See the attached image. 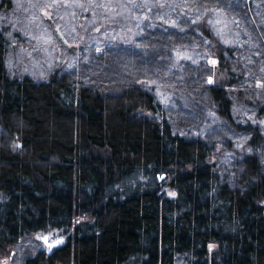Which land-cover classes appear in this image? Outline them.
Instances as JSON below:
<instances>
[{
	"label": "trees",
	"instance_id": "1",
	"mask_svg": "<svg viewBox=\"0 0 264 264\" xmlns=\"http://www.w3.org/2000/svg\"><path fill=\"white\" fill-rule=\"evenodd\" d=\"M152 1H181L194 11L175 28L140 26L133 43H107L106 51L128 57L151 81L167 65L192 71V84H205L215 127H227L251 151L220 169L211 137L179 133L148 85L121 80L107 88L106 67L82 79L81 67L58 65L42 78L11 73L8 23L0 29V256L15 264H264V168L256 151L264 149V0ZM212 2L235 17L246 58L215 39ZM10 8L0 0L1 11ZM142 40L161 46L141 48ZM184 40L210 50L224 84L204 82V63H171ZM196 106L190 113L204 117ZM224 140L231 153L233 138ZM56 232L59 243L39 246L43 234Z\"/></svg>",
	"mask_w": 264,
	"mask_h": 264
},
{
	"label": "rangeland",
	"instance_id": "2",
	"mask_svg": "<svg viewBox=\"0 0 264 264\" xmlns=\"http://www.w3.org/2000/svg\"><path fill=\"white\" fill-rule=\"evenodd\" d=\"M9 1L11 3L10 10L7 13L0 10V29L7 26L8 23L10 24V30H7V33L10 34L9 38L12 36L9 39L5 61L11 73L42 78L58 65L62 71H75V73L81 67V70L76 74V77L81 78L82 73L92 76L93 69L97 73L99 69L106 67L108 72L104 74V80L111 81L107 88L112 89L113 85L121 80H130V82L133 80L137 84L148 85L161 103L166 117L179 133L188 136L200 134L211 137L210 140L216 142V148L221 151L219 157H213V161H218L217 165H220V169L229 165H226L227 158L235 157V155L238 157V153L251 151L250 146L244 140H240L238 136H231L232 131L229 132L227 127H215V117L207 115L205 107V103L210 102L202 94V90H205V84L203 82L192 84L195 83L192 80V71L185 74L182 69L177 72L171 65H167L162 76L156 75V79L151 81L147 79L146 70L140 69L141 66L134 65V62L131 61L134 66L132 65L130 68L131 59L124 56L111 57L110 52L106 51V49L109 50L106 47L107 43H109L108 46L133 43L141 27H151L153 30L156 24L166 23L175 28V21L184 19L183 17H190V12L194 11L191 7L187 9L181 1H171L162 7L155 5L152 0ZM216 4L212 2L214 9L207 18L215 39L225 44L236 45L235 51L242 49V54L238 55L246 58L249 51L243 46L245 39L241 38L235 17L229 9L221 8V6L215 7ZM181 5H183V11L187 12L178 11ZM254 8H257L256 5ZM203 11L202 8L200 10L197 8V12ZM258 12L261 16L260 20L264 21V5L262 9H258ZM13 28L19 30V34L15 37L12 34ZM184 28H186L185 22L181 23L182 31ZM152 32H156V28ZM148 42L142 40V45L139 47L159 50L161 45L157 42L155 46L153 41H150L152 44ZM209 51L207 47H197L184 40L181 49L177 52L179 55L175 56L171 63L175 64L176 68L180 67L182 63L195 65L199 62L204 63L207 69V72H203L202 76L204 82L209 83L210 81L209 84L222 85L225 83L226 74L219 68L218 59L208 54ZM206 52L207 57L205 58ZM111 67L117 71L113 73L110 70ZM139 70L142 72L140 73ZM258 72L262 75L260 67ZM123 74L126 78H123ZM187 78L191 85L185 80ZM256 85L261 86V83L257 82ZM195 105L199 108L200 114L204 112V117L201 115L197 117L194 112L190 113L189 109H195ZM225 137L230 140L233 138L234 150H232V154L225 150ZM256 151L260 155L264 168V149L258 148ZM161 177L159 182H162L165 176L161 175ZM137 181L144 183L145 179L138 177L134 182ZM163 184L165 183L163 182ZM167 194L174 195V191L168 189ZM60 234V232H56L42 236L48 237V244L53 246L55 242L60 240ZM62 237L64 241L65 236ZM41 245L44 249L50 248L44 239L39 243V246ZM209 248L213 249L214 245H210ZM0 264L15 263L10 257L0 256Z\"/></svg>",
	"mask_w": 264,
	"mask_h": 264
},
{
	"label": "water",
	"instance_id": "3",
	"mask_svg": "<svg viewBox=\"0 0 264 264\" xmlns=\"http://www.w3.org/2000/svg\"><path fill=\"white\" fill-rule=\"evenodd\" d=\"M209 83H210V81H209ZM42 238H43L44 241L47 243V245H49L48 242H47V238H48V237L46 238V236H43ZM45 238H46V239H45ZM51 246H52V245H51Z\"/></svg>",
	"mask_w": 264,
	"mask_h": 264
},
{
	"label": "snow or ice",
	"instance_id": "4",
	"mask_svg": "<svg viewBox=\"0 0 264 264\" xmlns=\"http://www.w3.org/2000/svg\"><path fill=\"white\" fill-rule=\"evenodd\" d=\"M212 63H215V61H212ZM259 86V85H258ZM46 239V238H45ZM57 243H59V241H57ZM49 247L51 248V245H49Z\"/></svg>",
	"mask_w": 264,
	"mask_h": 264
}]
</instances>
